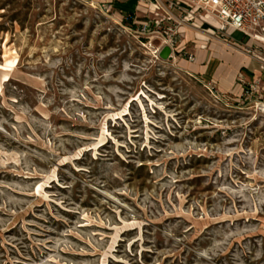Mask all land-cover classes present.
I'll return each mask as SVG.
<instances>
[{"label":"rangeland","instance_id":"1","mask_svg":"<svg viewBox=\"0 0 264 264\" xmlns=\"http://www.w3.org/2000/svg\"><path fill=\"white\" fill-rule=\"evenodd\" d=\"M157 13L0 0V264H264V93Z\"/></svg>","mask_w":264,"mask_h":264},{"label":"built area","instance_id":"2","mask_svg":"<svg viewBox=\"0 0 264 264\" xmlns=\"http://www.w3.org/2000/svg\"><path fill=\"white\" fill-rule=\"evenodd\" d=\"M139 3L147 5V13L153 18H148L137 33L140 35L155 34L157 30L150 31L151 27L159 29L162 19L158 18V11H167V21L172 27L168 28L172 37L179 36V28L182 24L191 28H196L203 33H210L211 37L217 34L224 35L230 39L231 33H239L244 40H253L264 44V0H138ZM153 8V9H152ZM176 10L179 17L174 22L171 21V11ZM197 22L198 24H196ZM204 27H206L204 30ZM173 42L169 45L174 51ZM168 46V47H169ZM242 53L256 60L261 70H264V51L258 48L244 47ZM189 61L193 57L189 56ZM238 82L240 87H248L245 96L252 98L253 95L264 93V88H260L257 83H246L244 78L239 75ZM207 90L213 95L221 94L218 92L215 82L210 81L206 85ZM255 106L258 111L264 113V102L256 100Z\"/></svg>","mask_w":264,"mask_h":264},{"label":"crops","instance_id":"3","mask_svg":"<svg viewBox=\"0 0 264 264\" xmlns=\"http://www.w3.org/2000/svg\"><path fill=\"white\" fill-rule=\"evenodd\" d=\"M96 5H106L109 9H122L133 14L147 9V5L139 3L138 0H93ZM133 5V6H131ZM163 18L167 21V11ZM171 21L179 17L176 10L171 11ZM198 24L197 22H195ZM206 27H204V30ZM203 34L204 38H199L197 33ZM179 34L182 35L186 43L194 44L195 50L190 53L193 61L184 62L188 73L196 76H207L208 80L215 82L217 90L222 95H234L239 92L240 85L237 84L238 76L241 75L245 81L257 83L260 88H264V70H261L259 63L242 53V48H258L264 51V44L253 40L234 41L232 38L235 33L229 34L230 39L221 35L211 37L210 33H203L196 28H179ZM218 37L217 40L214 39ZM211 38V42L209 41ZM181 52V51H180ZM260 98L264 99L262 95Z\"/></svg>","mask_w":264,"mask_h":264},{"label":"water","instance_id":"4","mask_svg":"<svg viewBox=\"0 0 264 264\" xmlns=\"http://www.w3.org/2000/svg\"><path fill=\"white\" fill-rule=\"evenodd\" d=\"M171 54H172V51L170 49V47L168 46H165L161 49V51L159 52V58L162 60V61H168L171 59Z\"/></svg>","mask_w":264,"mask_h":264},{"label":"bare ground","instance_id":"5","mask_svg":"<svg viewBox=\"0 0 264 264\" xmlns=\"http://www.w3.org/2000/svg\"><path fill=\"white\" fill-rule=\"evenodd\" d=\"M204 34H205V33H204ZM197 36H198L199 38H204L203 34H200L199 32L197 33Z\"/></svg>","mask_w":264,"mask_h":264}]
</instances>
